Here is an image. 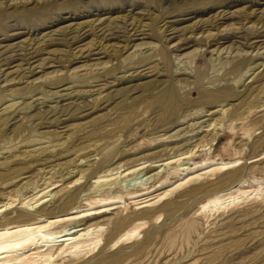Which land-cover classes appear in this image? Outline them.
Masks as SVG:
<instances>
[{"label": "rangeland", "instance_id": "obj_1", "mask_svg": "<svg viewBox=\"0 0 264 264\" xmlns=\"http://www.w3.org/2000/svg\"><path fill=\"white\" fill-rule=\"evenodd\" d=\"M146 159L176 161L115 179ZM55 186L74 205L28 215ZM12 197L0 232L93 238L39 264H264V0H0V205Z\"/></svg>", "mask_w": 264, "mask_h": 264}, {"label": "bare ground", "instance_id": "obj_2", "mask_svg": "<svg viewBox=\"0 0 264 264\" xmlns=\"http://www.w3.org/2000/svg\"><path fill=\"white\" fill-rule=\"evenodd\" d=\"M216 111L211 112V113L206 114V115L204 114V115L205 116L209 115V117H210ZM201 122L205 123L204 127L211 125L210 118L203 119ZM212 129L213 128H210L208 130L209 134L204 135L200 139L196 140L198 143H196L194 145V148L190 149L186 153H183V155H187L186 157H188V156H191V154H193L196 151H204L205 149H207L205 147L201 148V146L203 147V146L209 145V144H205V142L206 143H207V141H208V143L213 142L218 135L217 131H214L215 129L213 130V132H210ZM202 131H206V130H204V128H203ZM186 157H184V158H186ZM175 161L176 160L171 159L168 162L166 160V162L162 163V164H159V163L155 164L154 162H156V161H154L152 159H146L143 162H139L138 164H133V166H128L126 169L120 171V175L117 176L115 179H117L118 177L124 178V177H128L130 175L139 174L142 171H145L147 173L152 172L155 170V168L162 167V166L166 167L167 165L174 163ZM210 163L214 164V163H218V162L210 161ZM203 164L201 166H203ZM219 164L221 165L222 168H224V167L228 168V167L235 165L236 163L220 162ZM85 165L88 166V168H91L95 165V161L90 160L89 162H86ZM196 167H197V165L196 166L195 165L194 166L193 165H191V166L185 165L181 169L184 172H188V171H192ZM80 171L83 173L86 170H80ZM117 173H119V171H117L114 174H117ZM159 173H160L159 171L154 172L153 174L148 176V178L156 177L157 175H159ZM57 187L58 186H55L51 191H48L47 193H46V191L45 192L43 191V193H42L43 196L37 200V203L40 205L39 208H41V209L35 211L36 213H32L29 210L26 211V213L28 215L36 216V215H39V212L41 213V212L46 210V212L48 214L51 213V214L56 215L57 213H59L61 211V208H67L68 209V208L72 207L74 205L76 199L71 197L70 195H68L66 198H60L59 200H56V197L58 195H60V193L62 191V190H57V191L53 192V190H55ZM137 191L138 190H136V192ZM117 192H119L118 189L112 190L109 187L108 192H104L100 195H101V197L107 196L106 198H109V196H111L113 193H117ZM231 193L232 192H230V193L228 192L225 194L223 193L224 195H228V196L227 197L225 196V198H221L222 195L218 196L215 199L209 201V203L215 204V205H217V204L224 205L225 203H227L228 200H231V198L236 199V197H233L231 195ZM15 201H17V199L15 197H12L6 203L1 204L0 205V213L7 211V208H5V207L12 205L13 202H15ZM59 201H60V203L57 204V202H59ZM48 203H50V204L48 205ZM210 204L207 205V203H206V205H204V207H207ZM107 211L108 210L95 211V212H91L89 214H85L83 216L74 217L72 219L77 220V219L85 218V217H88L91 215L102 214V213H105ZM6 215L8 216V214H6ZM3 218H5V217H3ZM10 219H11L10 217H7L4 219L5 220L4 222L8 223L9 221H11ZM33 219H35V218H33ZM56 219H53L52 221H50L51 226H56L58 224L65 223L62 220H56ZM58 219H60V218H58ZM74 227L75 228L72 227L73 229H71V228L67 229V227H64V229H62V230L48 231L46 229V225H37V224L33 223V224H27L25 226H21L22 229L16 230L13 232H11L8 229L1 231L0 232V264H39L38 259H40V257H45V256L52 257L55 254L59 253L60 251H62V252H75V251L80 250L83 247H86L88 245L87 243L91 242L93 240V238H90V236H89L90 231L87 230L86 227L82 228L83 226H81V225H76ZM81 231H84V232L80 233V235H79L78 233ZM130 233H132V232H130ZM128 234H129V232H128ZM86 235H88V236H86ZM27 252H29L30 254H26Z\"/></svg>", "mask_w": 264, "mask_h": 264}]
</instances>
